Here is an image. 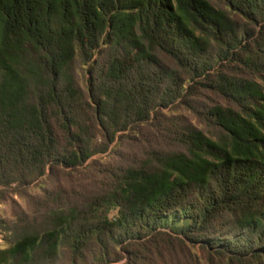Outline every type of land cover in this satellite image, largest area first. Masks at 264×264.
Masks as SVG:
<instances>
[{"label":"trees","instance_id":"16d2710c","mask_svg":"<svg viewBox=\"0 0 264 264\" xmlns=\"http://www.w3.org/2000/svg\"><path fill=\"white\" fill-rule=\"evenodd\" d=\"M201 92L227 102L195 110L217 140L164 114ZM168 125L182 150L111 173L0 264L264 263V0H0V196Z\"/></svg>","mask_w":264,"mask_h":264},{"label":"rangeland","instance_id":"374dc122","mask_svg":"<svg viewBox=\"0 0 264 264\" xmlns=\"http://www.w3.org/2000/svg\"><path fill=\"white\" fill-rule=\"evenodd\" d=\"M214 4L217 2L213 1ZM243 23V22H241ZM240 23V24H241ZM165 65L170 64L162 59ZM171 65V64H170ZM80 83L82 79H79ZM259 81V80H258ZM227 102L209 92H201L164 111L168 118H176L182 124H190L208 138L217 140L219 130L203 122L195 110L213 104ZM168 132L161 127L145 126L138 133L127 136L112 144L107 153L91 158L77 171L56 168L34 183L25 194L5 193L0 196V251L8 248L17 238L29 233H42L54 225L52 214L68 209H81L95 197L105 192L111 182L110 174L131 166H139L148 159L149 152H171L182 150L174 136L178 127L168 125ZM113 215V214H112ZM226 231V229L224 230ZM189 262L179 264H234L226 263L216 256L210 260L199 247L189 248ZM179 258V257H177ZM56 264H68L67 253L62 250ZM247 264H258L249 262ZM264 264V263H263Z\"/></svg>","mask_w":264,"mask_h":264}]
</instances>
